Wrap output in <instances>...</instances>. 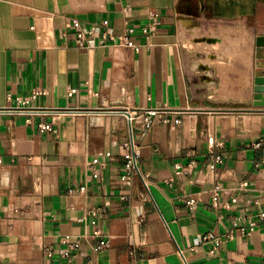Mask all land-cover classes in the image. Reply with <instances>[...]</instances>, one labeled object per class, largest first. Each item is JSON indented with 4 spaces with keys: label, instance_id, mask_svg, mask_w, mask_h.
Segmentation results:
<instances>
[{
    "label": "crops",
    "instance_id": "crops-1",
    "mask_svg": "<svg viewBox=\"0 0 264 264\" xmlns=\"http://www.w3.org/2000/svg\"><path fill=\"white\" fill-rule=\"evenodd\" d=\"M255 32L264 0H0V264H264V108L231 81Z\"/></svg>",
    "mask_w": 264,
    "mask_h": 264
},
{
    "label": "built area",
    "instance_id": "built-area-1",
    "mask_svg": "<svg viewBox=\"0 0 264 264\" xmlns=\"http://www.w3.org/2000/svg\"><path fill=\"white\" fill-rule=\"evenodd\" d=\"M159 17V13L157 12H151L150 13V18L153 19L152 23H151V27L155 28L156 25L158 24L156 21V18ZM123 42L127 45H132V43L130 42V40L128 38L123 39ZM75 90H71L69 92V95H72L74 93ZM27 101H23L22 103L25 104ZM5 111H9V112H18V113H37L38 110H31V109H20V108H8V109H2ZM48 112L54 114L55 116H57L58 118L60 116H64V115H75V114H89V115H101V114H114V115H123L125 116L129 122H132V119L134 117H138L141 115V111H136L134 115L129 114V116L125 115V111L121 110V109H108V110H83V109H63V110H49ZM158 113L157 110L152 109L149 110L147 112V115L144 117V128L146 130L150 129L152 127V116L156 115ZM41 130H52L53 129V122L52 123H45V124H41L40 125ZM211 142L214 141L213 137L211 136L209 139ZM131 147H132V155L131 157L127 160L126 162V172L123 176H121L122 179H127L130 176L134 175V174H140L139 171V166H138V159H139V150L137 148V146L134 143V140L132 138L131 143H130ZM216 162H220L221 161V157L220 156H216L215 157ZM90 168L93 167V163H90L89 165ZM211 169H215V165L211 166ZM142 179L145 183V185H147V182L145 180V178L142 176ZM105 210L103 208H97L95 210H93L91 212V214L94 217H99L102 216L104 214ZM262 217H264V212L261 213ZM95 221H93L94 223ZM253 229V228H251ZM96 234L98 233V231L95 232ZM64 243L67 244V249L63 252V257L69 261L72 260L73 258V253L72 251L77 249L78 245H79V241H70V236H66L64 238ZM108 246V242L104 241L101 243V247H106ZM49 255L52 256V251L49 250Z\"/></svg>",
    "mask_w": 264,
    "mask_h": 264
},
{
    "label": "rangeland",
    "instance_id": "rangeland-1",
    "mask_svg": "<svg viewBox=\"0 0 264 264\" xmlns=\"http://www.w3.org/2000/svg\"><path fill=\"white\" fill-rule=\"evenodd\" d=\"M256 35L257 33L255 32L252 36H253V49L252 47L249 48V52L255 54L256 53V43H255V39H256ZM243 50H246V47L243 48ZM219 53V52H218ZM249 57L251 58V54L249 55ZM207 58L208 60L212 63V62H216L217 64H219L220 66H226L227 65V58L225 56L224 53H213V52H208L207 54ZM220 61H225L224 63H221ZM242 64H235L233 63L232 66V77H231V81L235 82L236 85H239V89L242 88V90H246V97L247 98H251L250 102L248 103H244V104H240L243 109H245L246 111H252L253 109H259V108H264V96H263V100L261 99H256V93L254 91V76L255 75H260L259 73H261V71H264V67L263 69H258L256 70L254 68V70L251 68V64L248 65V74L247 73H240L237 70V67H241ZM252 69V70H251ZM241 74V76H240ZM240 77V78H239ZM229 81V77L227 79ZM242 84V85H240ZM222 90H224V92L226 93L227 98H230L231 96L234 95V90L232 88H230V86L227 85V83H223L222 84ZM230 91V92H229ZM252 95V96H251ZM251 96V97H250Z\"/></svg>",
    "mask_w": 264,
    "mask_h": 264
},
{
    "label": "water",
    "instance_id": "water-1",
    "mask_svg": "<svg viewBox=\"0 0 264 264\" xmlns=\"http://www.w3.org/2000/svg\"><path fill=\"white\" fill-rule=\"evenodd\" d=\"M256 44L258 47H264V35H260L256 38ZM254 82L256 99H262L264 96V74L255 76Z\"/></svg>",
    "mask_w": 264,
    "mask_h": 264
},
{
    "label": "bare ground",
    "instance_id": "bare-ground-1",
    "mask_svg": "<svg viewBox=\"0 0 264 264\" xmlns=\"http://www.w3.org/2000/svg\"><path fill=\"white\" fill-rule=\"evenodd\" d=\"M245 53V52H244ZM221 63H224L225 61H220ZM230 92V91H229Z\"/></svg>",
    "mask_w": 264,
    "mask_h": 264
}]
</instances>
